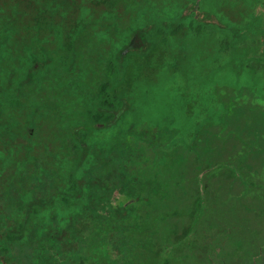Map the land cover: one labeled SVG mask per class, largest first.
I'll list each match as a JSON object with an SVG mask.
<instances>
[{
    "label": "trees",
    "instance_id": "16d2710c",
    "mask_svg": "<svg viewBox=\"0 0 264 264\" xmlns=\"http://www.w3.org/2000/svg\"><path fill=\"white\" fill-rule=\"evenodd\" d=\"M258 3L260 11L239 19L237 7L219 0L209 12L203 0H0V203L14 220L0 227V264H12L27 243L34 245L30 264H40L41 253L52 259L59 247L48 243L66 230L76 237L77 221L88 215L96 218L91 234L78 240L90 249L84 257H97L93 264H167L166 248L140 235L155 228V214H136L134 196L110 208L103 198L109 182L90 172L107 162L118 133L141 136L132 131L139 94L150 90L158 68L185 60L184 25L264 41V0ZM261 59L244 64L264 70ZM112 126L114 135L102 137ZM106 177L128 188L134 181L122 167ZM113 237L119 251L133 245L129 260L110 255ZM72 253L82 264L81 249Z\"/></svg>",
    "mask_w": 264,
    "mask_h": 264
},
{
    "label": "rangeland",
    "instance_id": "374dc122",
    "mask_svg": "<svg viewBox=\"0 0 264 264\" xmlns=\"http://www.w3.org/2000/svg\"><path fill=\"white\" fill-rule=\"evenodd\" d=\"M226 1L219 0L218 6L237 7L239 19L261 10L259 0ZM215 4L203 0L202 6L209 12ZM184 28L188 38L181 66L158 68L150 90L139 94L132 131L141 136L118 133L116 145L124 150L116 153L114 144L103 166L94 163L92 179L109 182L103 198L110 208L134 196L131 207L136 214H155V228L147 225L140 235L166 248L167 264H264V70L244 64L260 56L264 64V41L258 34L238 41L216 28L210 33L208 26L200 32L191 25ZM223 46L226 49H219ZM239 50L242 55L231 57ZM115 129H104L102 137L110 138L114 134L109 130ZM118 167L133 177L129 188L106 177ZM147 195L152 202L143 200ZM100 205L96 209L102 211ZM5 206L0 203V227L14 221ZM94 220L90 215L78 220L76 237L66 230L62 239L58 235L49 242L59 252L52 259L41 253L40 264H77L72 249L78 247L82 264H93L97 257H84L90 249L78 237L90 236ZM184 227L185 236L166 247ZM116 246L113 237L110 255L129 260L133 245L122 251ZM33 248L27 243L12 264L33 262ZM136 249L139 252L140 245Z\"/></svg>",
    "mask_w": 264,
    "mask_h": 264
}]
</instances>
